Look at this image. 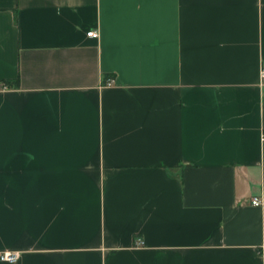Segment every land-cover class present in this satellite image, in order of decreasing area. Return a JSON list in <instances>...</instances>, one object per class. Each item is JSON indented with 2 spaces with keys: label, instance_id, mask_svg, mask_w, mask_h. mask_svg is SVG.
Segmentation results:
<instances>
[{
  "label": "crops",
  "instance_id": "crops-1",
  "mask_svg": "<svg viewBox=\"0 0 264 264\" xmlns=\"http://www.w3.org/2000/svg\"><path fill=\"white\" fill-rule=\"evenodd\" d=\"M263 68L264 0H0V255L264 264Z\"/></svg>",
  "mask_w": 264,
  "mask_h": 264
},
{
  "label": "built area",
  "instance_id": "built-area-1",
  "mask_svg": "<svg viewBox=\"0 0 264 264\" xmlns=\"http://www.w3.org/2000/svg\"><path fill=\"white\" fill-rule=\"evenodd\" d=\"M87 36L88 38L94 39V40L99 39L100 37L99 33L96 31L88 32ZM260 77H261V80H264V68L260 72ZM113 83H114V79H108L106 82V86H112ZM261 138H262V141L264 142V130L262 132ZM252 204L256 207H260L263 205V202L259 198H254L252 201ZM137 245L143 246L144 243L141 240H139ZM18 259H19V254H16V253L5 252L0 255V261L4 264H16L18 262Z\"/></svg>",
  "mask_w": 264,
  "mask_h": 264
}]
</instances>
